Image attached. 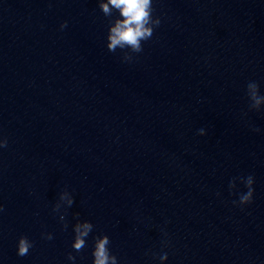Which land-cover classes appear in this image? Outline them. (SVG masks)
Masks as SVG:
<instances>
[{
	"label": "water",
	"instance_id": "obj_1",
	"mask_svg": "<svg viewBox=\"0 0 264 264\" xmlns=\"http://www.w3.org/2000/svg\"><path fill=\"white\" fill-rule=\"evenodd\" d=\"M153 15L157 39L125 58L98 0H0V264H91L101 232L120 264H264V105L246 95L264 93V0H154ZM247 174L241 208L228 184ZM65 187L74 203L53 210ZM76 214L94 225L79 252Z\"/></svg>",
	"mask_w": 264,
	"mask_h": 264
},
{
	"label": "clouds",
	"instance_id": "obj_2",
	"mask_svg": "<svg viewBox=\"0 0 264 264\" xmlns=\"http://www.w3.org/2000/svg\"><path fill=\"white\" fill-rule=\"evenodd\" d=\"M154 0H98V6L106 17H109L107 31L105 36V45L108 51L115 52L118 49L124 52V57H128V52L139 53L142 51V42L151 38L153 41L157 39L155 32H159L164 28L159 16L153 15ZM67 25V21L60 23L63 29ZM155 30V31H154ZM246 95L252 101L251 107L259 111L264 105V93L260 91V85L254 80H250L246 85ZM254 131L260 132L258 127L253 128ZM199 135H206L207 131L201 127L198 130ZM7 145V138L0 135V148ZM238 185H243L241 190ZM255 177L252 174L233 177L229 180L228 188L237 198L232 201L236 206L243 208L254 200L255 195ZM219 196L220 193H217ZM63 201L67 206L74 203V196L66 187L58 192V198L53 204V210L60 206ZM3 205L0 204V211ZM64 220V216L60 217ZM65 226V225H63ZM94 225L90 219L76 218L72 223V239L71 248L79 252L87 245V238ZM167 235V233H165ZM43 239H53V233L42 232ZM167 243V242H166ZM33 247V241L26 234H20L16 239V253L18 256H25ZM113 245L107 233H99L94 235L91 248V264H120V261L113 255ZM67 257L70 261H75L72 252H68ZM168 260L167 252L159 255L160 264H166Z\"/></svg>",
	"mask_w": 264,
	"mask_h": 264
}]
</instances>
